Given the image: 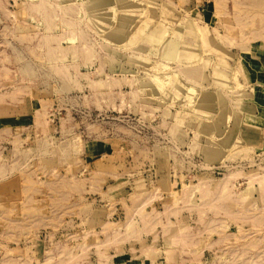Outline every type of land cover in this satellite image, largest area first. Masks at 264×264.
<instances>
[{
  "label": "rangeland",
  "instance_id": "obj_1",
  "mask_svg": "<svg viewBox=\"0 0 264 264\" xmlns=\"http://www.w3.org/2000/svg\"><path fill=\"white\" fill-rule=\"evenodd\" d=\"M0 264H264V0H0Z\"/></svg>",
  "mask_w": 264,
  "mask_h": 264
}]
</instances>
